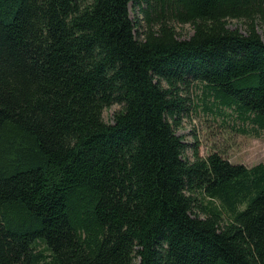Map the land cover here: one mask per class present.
Returning a JSON list of instances; mask_svg holds the SVG:
<instances>
[{
    "label": "trees",
    "instance_id": "trees-1",
    "mask_svg": "<svg viewBox=\"0 0 264 264\" xmlns=\"http://www.w3.org/2000/svg\"><path fill=\"white\" fill-rule=\"evenodd\" d=\"M261 24L264 0H0V264H264V161L177 134L193 83L264 131Z\"/></svg>",
    "mask_w": 264,
    "mask_h": 264
},
{
    "label": "rangeland",
    "instance_id": "rangeland-1",
    "mask_svg": "<svg viewBox=\"0 0 264 264\" xmlns=\"http://www.w3.org/2000/svg\"><path fill=\"white\" fill-rule=\"evenodd\" d=\"M130 15L137 18V10L130 5ZM143 30L144 21L139 22ZM228 26L232 29L238 28L245 32L246 23L239 19H230ZM179 38H189L194 33V28L190 24H176ZM258 31L264 40V25H258ZM166 85V83H163ZM185 96H190L186 102L185 110L182 114L180 126L177 134L183 136L184 141L190 145L186 150L185 157L193 160V148L199 146L202 156L217 152L225 159L234 164H245L253 166L264 161V131L259 134L245 133L242 128L245 126L242 121L228 115L229 111L222 112L215 107L209 108L203 102V89L197 84H192L190 88L182 91ZM122 106L114 104L103 111L104 119L112 122L114 114Z\"/></svg>",
    "mask_w": 264,
    "mask_h": 264
}]
</instances>
